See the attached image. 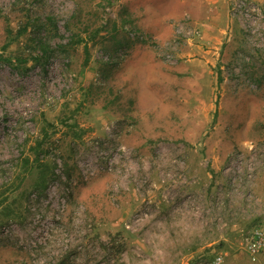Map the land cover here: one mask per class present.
<instances>
[{
	"label": "rangeland",
	"instance_id": "rangeland-1",
	"mask_svg": "<svg viewBox=\"0 0 264 264\" xmlns=\"http://www.w3.org/2000/svg\"><path fill=\"white\" fill-rule=\"evenodd\" d=\"M260 228L264 0H0V264H257Z\"/></svg>",
	"mask_w": 264,
	"mask_h": 264
},
{
	"label": "trees",
	"instance_id": "trees-1",
	"mask_svg": "<svg viewBox=\"0 0 264 264\" xmlns=\"http://www.w3.org/2000/svg\"><path fill=\"white\" fill-rule=\"evenodd\" d=\"M24 29H26V27ZM36 46L41 52L40 57L43 56L47 49L46 42L44 40H37ZM23 61H27V60L25 59ZM45 135H47V132L45 133ZM45 142H47V139H45V136L42 137L41 140H37L36 146H35L36 154H35V157L31 160L32 162H30L29 158H26L27 159L26 163L30 164L28 166L30 167L34 166L37 170V176L34 182V190L39 194H41L47 188L48 182L56 176L55 166L58 165L55 162V160L50 162L48 158V154L44 153L45 148H43L44 147L43 145ZM62 164L64 167L65 178L67 180H71L72 167L69 166L67 159H63ZM115 244L117 245L118 249H122L123 244H121L120 242L112 243V245L114 246ZM58 264H70V260L68 257H63L61 258Z\"/></svg>",
	"mask_w": 264,
	"mask_h": 264
},
{
	"label": "built area",
	"instance_id": "built-area-1",
	"mask_svg": "<svg viewBox=\"0 0 264 264\" xmlns=\"http://www.w3.org/2000/svg\"><path fill=\"white\" fill-rule=\"evenodd\" d=\"M247 249L253 260H256L258 255L264 251V230L262 228L257 229L248 239ZM217 263L220 264L219 258Z\"/></svg>",
	"mask_w": 264,
	"mask_h": 264
},
{
	"label": "crops",
	"instance_id": "crops-1",
	"mask_svg": "<svg viewBox=\"0 0 264 264\" xmlns=\"http://www.w3.org/2000/svg\"><path fill=\"white\" fill-rule=\"evenodd\" d=\"M237 256V257H236ZM236 256H231L230 260L231 263L230 264H245L247 261L244 260V261H240L239 260V255H236ZM252 262H255L257 264H264V252H262L258 258L255 260V261H252ZM250 264H253V263H250Z\"/></svg>",
	"mask_w": 264,
	"mask_h": 264
}]
</instances>
